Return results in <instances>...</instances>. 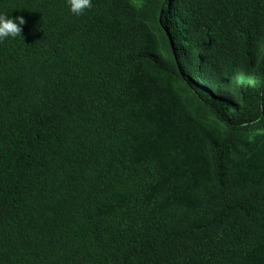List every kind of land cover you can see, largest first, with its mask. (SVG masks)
Instances as JSON below:
<instances>
[{
  "label": "trees",
  "instance_id": "trees-1",
  "mask_svg": "<svg viewBox=\"0 0 264 264\" xmlns=\"http://www.w3.org/2000/svg\"><path fill=\"white\" fill-rule=\"evenodd\" d=\"M0 12V264H264V0Z\"/></svg>",
  "mask_w": 264,
  "mask_h": 264
},
{
  "label": "clouds",
  "instance_id": "clouds-1",
  "mask_svg": "<svg viewBox=\"0 0 264 264\" xmlns=\"http://www.w3.org/2000/svg\"><path fill=\"white\" fill-rule=\"evenodd\" d=\"M69 13L74 16L82 15L91 7V0H66ZM24 20L21 17L11 18L9 14L0 12V41L4 39H15L20 36L21 26Z\"/></svg>",
  "mask_w": 264,
  "mask_h": 264
}]
</instances>
